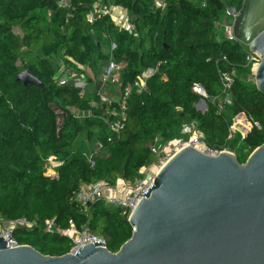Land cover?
Wrapping results in <instances>:
<instances>
[{"label":"trees","instance_id":"16d2710c","mask_svg":"<svg viewBox=\"0 0 264 264\" xmlns=\"http://www.w3.org/2000/svg\"><path fill=\"white\" fill-rule=\"evenodd\" d=\"M94 1L73 0L66 22L67 12L57 9L56 0H0V217L39 225L55 220L60 230L73 222L102 236L107 249L117 253L132 236L127 219L102 203L81 210L75 193L98 181L114 184L140 177L157 162L150 144L161 137L172 141L186 121L198 125L209 147L230 149L244 164L264 145V95L250 81L243 45L228 41L221 24L227 9L242 11L243 0H207L206 5L167 0L163 15L150 11L151 0H113L135 17L138 37L120 31L109 17L90 24L86 15ZM112 44V60L127 65L123 85L148 68L157 71L147 91L130 98L120 139L103 122V107H92L94 96L81 98L73 83H55L62 61L73 66L68 58L99 74L111 59ZM26 54L35 62L24 61ZM219 69L236 73L232 103L223 107L217 102L222 97ZM24 72L42 86L18 81ZM194 84L202 85L210 97L205 114L195 108ZM72 108L85 114L76 118ZM242 114L262 130L253 128L243 140L228 141L233 120ZM95 143L103 149L92 165L88 157ZM50 157L62 162L55 171L48 170L57 172L56 177L45 176ZM18 238L45 256L60 257L70 250L66 237L40 228Z\"/></svg>","mask_w":264,"mask_h":264},{"label":"water","instance_id":"95a60500","mask_svg":"<svg viewBox=\"0 0 264 264\" xmlns=\"http://www.w3.org/2000/svg\"><path fill=\"white\" fill-rule=\"evenodd\" d=\"M232 31L259 56L254 80L264 95V0H245ZM18 81L42 86L30 72ZM142 197L117 253L93 242L51 257L30 246L9 249L0 237V264H264V145L244 164L231 153L210 157L187 147Z\"/></svg>","mask_w":264,"mask_h":264},{"label":"built area","instance_id":"2783aa9c","mask_svg":"<svg viewBox=\"0 0 264 264\" xmlns=\"http://www.w3.org/2000/svg\"><path fill=\"white\" fill-rule=\"evenodd\" d=\"M195 1L201 3L202 5H206L207 0ZM151 2L152 6L150 7V11L156 12L159 10L160 14L163 15L167 8V0H151ZM72 3L73 0H56L57 9L67 12L66 22L69 21L72 16L70 12L72 9ZM244 3L245 0H243V6ZM231 11L233 15L232 20L229 23H223L222 27L228 41L238 42L232 29L235 19L240 12L236 13L234 10ZM103 17H109L120 31L133 37H138L136 25L131 21V16L128 10L121 5L114 4L113 0H95L90 11L86 15V19L90 24H94ZM243 47L246 53V64L251 71V81L255 83L254 76L260 63V58L257 54L252 53L249 50V46L243 45ZM115 49L116 45L112 44L110 47L111 59L95 78L89 74L91 72L89 68L76 64L73 59L68 58V61L71 65L77 66V69L82 71L81 73L76 71V67L74 68L73 66H69L62 61L59 66V73L57 74L58 77L56 78L55 83L58 86H66L69 83H73L75 88L79 90L81 98L89 94L88 88L90 85H93L95 92L93 96L97 98V101L94 98L91 105L94 108L103 107V122L110 131L111 136L120 139L126 125L128 102L130 98L134 94L140 95L147 91V82L157 73V71L148 68L144 70L134 81L124 85L122 83L120 84L119 79H121V75L127 65L116 63L112 60V53ZM223 60L226 61V58ZM88 71L90 72L88 73ZM218 75L222 88V97L217 102L220 107H223L224 105H231V90L235 82L236 73L233 70L223 71L219 69ZM116 85L121 86L120 95L111 98L106 97L104 90L108 86ZM192 90L198 97V101L195 104L196 110L205 114L208 111L207 101L210 100L207 91L200 84H194ZM214 101L215 100H213V102ZM71 111L76 118H81L85 114L77 108H72ZM57 114L61 116L62 112L57 111ZM86 115L91 117L93 115L92 111H88ZM243 119H245V122L248 123L250 127L249 132H251L253 128L262 130V127L258 123H254L249 120L244 114L238 116V120ZM59 126L61 127V122L59 123ZM236 126L237 124H232L230 127L228 141L232 140L234 133L236 132ZM111 136L109 137L108 142L112 141ZM96 145L94 153L88 157L89 162L92 165H94L93 157L98 156L100 151L103 149L102 144L97 143ZM187 147H191L194 150L210 157H217L220 155V152L235 155L233 151L228 150L227 148L213 149L209 147L206 142L205 133L195 122L184 123L182 124L179 130V135L176 139L166 143L165 145H161L159 144V138H156L150 144L149 148L157 159V164L155 166L156 169L150 170L149 168H146L142 170V178L135 183H131L130 180L125 179H118L114 184L107 181H98L78 190V192H76L73 196V200L81 210L85 211L95 203H102L106 207L117 208L120 212V216L129 221L132 213L143 200L142 196L148 191V188L160 169L164 167V165L167 164L175 155ZM47 162L55 163L56 169L62 165V162H58L55 157H50ZM138 195L141 197L136 198ZM37 228L42 229L45 233L59 234L66 237L70 242V250L68 254H71L73 251L78 252L81 247L93 242H97L99 244L102 243L104 248H107L106 240L102 236L93 234L85 226L78 227L73 222H70V227L68 229L60 230L56 227L55 220L45 221L43 224L39 225L35 221H29L26 218L6 219L4 217H0V237L4 239L9 249L24 246L20 244L18 236H22L26 232L33 231ZM7 235L11 238L7 237Z\"/></svg>","mask_w":264,"mask_h":264},{"label":"rangeland","instance_id":"374dc122","mask_svg":"<svg viewBox=\"0 0 264 264\" xmlns=\"http://www.w3.org/2000/svg\"><path fill=\"white\" fill-rule=\"evenodd\" d=\"M229 9H231V10H234V11H236V13H239V11L234 7V8H229ZM229 9H227L226 10V16H227V18H225L224 19V21H223V23H229L231 20H232V17H233V15H232V11H229ZM223 23H221L222 25H223ZM220 26V25H219ZM220 30H222L221 28H220ZM218 32H220V31H218ZM15 33H20V31H19V29H16L15 30ZM23 59H24V61H26V62H31V63H33V62H35V59L34 58H32V57H30V55H24V57H23ZM90 71H88V73H89ZM92 77H96V74H94L92 71L89 73ZM251 76H250V81H251ZM119 82H120V84H121V79H119ZM92 88H94V86L92 85ZM120 91H121V89H120V85H118L117 86V89H114L113 87H111V86H108L105 90H104V94H105V96L106 97H108V98H111V97H115V96H119L120 95ZM91 91H89V94L88 95H91ZM237 119V120H236ZM185 123H187V121L185 122ZM233 124H237V126H236V132L234 133V136H233V138H232V140H234V139H238V138H240L241 140H243L250 132V127H249V125H248V123H246L245 122V119H243V120H238V117H236L234 120H233ZM176 139V138H175ZM174 140V139H173ZM231 140V141H232ZM166 143H168V142H164V140L162 139V137L161 138H159V144H161V145H165ZM96 143H95V146L93 147L94 149H96ZM228 150H230V149H228ZM95 151V150H94ZM156 164L157 163H155L154 164V166L152 165V166H148L147 168H149L150 170H154V169H156ZM44 169V171H45V176L46 177H55L56 176V173H54V175H52V174H50L49 173V171L48 170H53L54 169V171L56 170V165H55V163H51V162H49V163H46V165H45V168H43ZM142 178V176H140V177H137V178H135V179H133V180H130V182L131 183H135V182H137L139 179H141Z\"/></svg>","mask_w":264,"mask_h":264},{"label":"crops","instance_id":"0c3cea01","mask_svg":"<svg viewBox=\"0 0 264 264\" xmlns=\"http://www.w3.org/2000/svg\"><path fill=\"white\" fill-rule=\"evenodd\" d=\"M111 87H113L114 89H117V85H116V86H111ZM88 89H89V91L92 92L90 96L93 97V94H94L95 92H94V88H92V85H90ZM120 89H121V86H120ZM144 172H145V171H144ZM56 176H57V172H56ZM56 176H55V177H56Z\"/></svg>","mask_w":264,"mask_h":264},{"label":"bare ground","instance_id":"6f19581e","mask_svg":"<svg viewBox=\"0 0 264 264\" xmlns=\"http://www.w3.org/2000/svg\"><path fill=\"white\" fill-rule=\"evenodd\" d=\"M47 163H49V162H47Z\"/></svg>","mask_w":264,"mask_h":264}]
</instances>
